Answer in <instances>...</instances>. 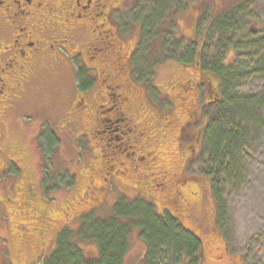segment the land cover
<instances>
[{
  "label": "rangeland",
  "instance_id": "obj_1",
  "mask_svg": "<svg viewBox=\"0 0 264 264\" xmlns=\"http://www.w3.org/2000/svg\"><path fill=\"white\" fill-rule=\"evenodd\" d=\"M226 1L228 0H218L217 3H214V0L208 1L206 10L203 11L200 18V21L203 18L204 21L200 25L199 23L195 24V22L194 25L191 24L192 20L200 13L199 5L194 4L191 6L189 8L190 11L186 14L182 15L181 13L178 16L180 18L179 28L186 32V37L194 34L196 42L194 44L192 42L191 44L179 41V45L182 46V49L185 47L184 50L186 52L193 45V48H195V45L199 48L200 44H203L202 39L204 37L202 36H205L203 35V29L211 18L212 12L215 11L217 14L220 11L222 13L230 12L233 8L239 9L240 12L233 30L227 32V36H230V40H232V50H230L231 52L228 56L232 61L231 65L235 71L233 81L227 86V89H218L220 87H217L215 83L214 87L220 91L222 98L228 96L232 101L240 100V98H252L253 96L261 98L264 96V72L257 73L256 71L260 62L264 63V41L262 42V38H264V0H243L238 6L235 5L236 7L230 4L235 0L229 1L230 3ZM135 2V0H129L125 19H118L119 22L121 20V31L130 45H136L139 39L144 43V39L141 38L140 21L139 18L136 19L140 13L144 21H149L154 15L156 20L151 19V21L157 23L155 25L157 28L162 26L161 21L164 23L162 17H165L168 13L166 5L165 8L162 7L156 11L155 4L153 7V5L144 3L145 9H139V7L133 6ZM196 3L198 2L196 1ZM187 10L188 8L184 12H187ZM149 24L151 23L149 22ZM155 26L152 28L151 33L147 31L150 33V35H147L149 38L146 40V43L149 42L147 43V45L149 44V53L141 52V57L138 51L135 53V62L138 59L141 62L139 64H132L131 62L129 64L128 61L126 62L122 76L127 82L123 79H121V82L127 89L133 91L131 100L134 104L136 116H132V119L136 123L138 133H143L138 137L140 140L135 143L137 149L140 153L143 150H156L161 159V170L180 172L182 162L175 157L173 150L176 152L183 145L180 144V141L177 145L176 139L174 141L170 139L167 121H169L170 125L175 126L177 123L180 126L189 119V116H187L188 112L190 109L196 107L192 102L195 90L189 89L190 86H187L190 82L185 83L179 90H171L172 83L175 81L181 82L180 79L185 78V74H183L184 72L179 68L177 62L169 61L174 59L173 52L170 50L164 51V57L159 54L160 52L156 48L159 43L152 38L154 36L159 37V33L157 34L154 31ZM143 28L145 29L144 24ZM159 39H161V35ZM188 39H190V36ZM176 40L173 33L172 43H177ZM139 47L140 43L137 48ZM87 52V56H90L93 51L89 49ZM99 58L102 57L100 56ZM88 64L93 65V67L98 66L99 60L97 59L96 61L93 57V59L91 58L88 61ZM129 66L131 70H129ZM72 72L75 74V70ZM98 74L100 79L105 78L99 72ZM191 74L192 72L189 76ZM41 81L44 83L45 88L38 91L34 97H31L27 101L29 103L27 107L23 108V111L31 109L32 113L30 112V114L34 116H5L4 121L7 124L3 127L0 125V130L2 140L7 139L11 142H18L24 149L22 153V151H19L15 147L13 149L14 155L12 152L6 155L16 161L19 159L25 167L30 168L29 172H35L40 177L41 183L44 162L46 163L45 169H47V174L45 175V179H48L44 186L47 188L52 186L49 196L52 201L45 202L52 206L53 212L60 205V209H62L60 217L53 218V226H57L56 221L60 224L69 223L74 226V222L69 220V217L65 213L66 211L78 214L82 208L90 209L92 206L97 205L109 206L122 194L130 197H134L136 193L151 194L157 203H164V200L176 190V187L178 189L180 187L184 189L188 188V182H185L181 186V181L176 183L172 179L165 181L164 186L166 188H162L161 190L154 189L152 184H142L139 182L150 170H154V165L148 161L146 164H140L138 171L135 172L133 167L129 166L132 164V157L128 158L126 154L122 159L120 157L121 154L115 153L112 150L115 143L118 146L121 145L117 140L116 142L112 137L110 138L111 134L104 133V131L108 130L103 131L102 129L105 125H108L105 120L108 118L106 115L112 116V113L106 112L107 104L103 108L105 110L103 114L99 106L96 107V113L93 106L94 101L89 99L91 107L88 110L93 109V116H88L86 117L88 120L83 121H79L78 117L74 124L67 123L68 116L63 115L69 101L68 99L65 100L66 92L63 94L61 92L65 90V86L70 90L71 85L69 83L71 82L72 84L73 75L67 74L63 69L50 74L42 72ZM60 82H62V88ZM115 85L116 91L114 90V94L118 95L122 92L123 87L120 83ZM99 90H103V88ZM136 91L137 93L135 94ZM121 97L118 96L116 99ZM86 102H88V99ZM84 103L80 101L77 107H82ZM39 104L45 106L42 111L38 109ZM248 104H250L249 109L256 113L253 112L255 116L264 113V107L253 103ZM155 106L161 111L162 109L164 110L163 112L168 115L166 117L167 120L164 118L160 119V116L153 110ZM260 110L263 113L259 112ZM170 113H175L178 116L172 117ZM250 116L243 119L247 120L248 123L246 122V124L250 125L251 138L249 137L247 142L241 145L240 155H236V159H238L241 165L238 169V173L240 170L241 176L236 177H241L242 179H238L239 181L235 180L225 187L227 194L225 216L222 218L218 214L216 219H214L213 207L215 205L208 186L200 187L199 193L195 194L192 198L190 192L185 191L186 202L181 203L176 198L179 204L176 212L185 225L192 229L205 243L204 264L216 262L215 257L217 255L212 248L218 245V241L228 244V247L231 248L230 255H233L236 264H264V128L259 124L255 125L256 123ZM112 126L116 130L114 133L119 135L121 128L120 121H116ZM101 130L104 134L97 133ZM109 130L113 133L110 126ZM82 132H85V134H80ZM190 134V131L185 132L187 139L182 134L181 136L187 141L190 138L187 135ZM49 135L58 138V144L54 149H48V152H44V147L37 145L38 138L40 143H43ZM117 135L115 138L118 137ZM148 135H150L149 141L144 140V137ZM107 143L111 145L107 146ZM182 143L185 144L186 142L183 141ZM202 145L204 144L202 143ZM202 145L200 146L202 147ZM101 149L103 152H100ZM126 151H131L132 153L131 148H128ZM188 152L186 153L185 149L183 154L187 156ZM205 152L206 150L203 146L196 161L192 162V164L190 163L191 165H189L187 170L182 172L185 177L188 176L187 178L190 179L191 177L201 175L203 171L202 159L206 155ZM97 153H100V155ZM42 154H46L45 158H43ZM22 159L24 162L21 161ZM124 167H128V170H124ZM158 171L155 174L166 176L165 173H159ZM108 172L110 173L107 174ZM60 174L72 175L74 180L71 185L65 187L64 184L63 187H59L57 185V176H61ZM12 176L14 175L12 174ZM9 177H11V174ZM170 178H172V174H170ZM201 184L204 185L203 182ZM40 186L39 190L41 189ZM5 192L6 186L4 185L0 189V206L6 208L13 216L14 223L12 224V230L15 234L7 233L0 220V264H27V260L29 261L33 258L30 255L35 254L38 249H34L30 254V250L18 247L21 240L23 242L19 231H25V236H27L30 231L29 227L33 226L34 221L30 209H26L24 205H19V201L16 199L13 191L11 195H14L15 202H4ZM66 203L69 208L65 210L64 205ZM166 205L168 204L166 203ZM169 207H172V205L169 204ZM5 234L9 235L10 243L6 242ZM82 245L87 252L94 250L91 243ZM144 246L139 237L133 235L126 256V264H142L141 256L143 255Z\"/></svg>",
  "mask_w": 264,
  "mask_h": 264
},
{
  "label": "trees",
  "instance_id": "obj_2",
  "mask_svg": "<svg viewBox=\"0 0 264 264\" xmlns=\"http://www.w3.org/2000/svg\"><path fill=\"white\" fill-rule=\"evenodd\" d=\"M180 1L181 0H159V2L154 3L155 9L157 11L159 8H165V3L170 2L169 4H171V6H169V4L166 5V8H168L167 14L171 13L172 16H175L177 13L184 12L190 5L189 0H182L183 2L185 1L183 5ZM189 8L188 12L190 11ZM239 12V9L237 10V8H233L230 12L222 13V11H220L211 17L206 27L203 29L205 35L202 39L203 44L201 43L199 48H197L196 45L195 48H193V45L190 50L188 49V52L184 50L185 47L182 49L178 40H176L177 43L173 44V38L168 39V35L163 28L164 25L161 27L159 26L160 29L157 28L156 32L157 34L159 33V37L161 35V39L156 36L152 38H156L155 40L158 41L159 44L157 50L160 52L159 54L161 56L164 57V51L172 48L171 51L173 52L174 59L169 61L177 62L179 68L183 70V74H185L186 77L189 76L191 72L192 74H196L200 71L203 75L212 79L213 83H215L217 87H220L218 89H227V86L233 81L235 72L231 65L232 61L228 56L231 52L230 50H232V40H230V36H227V32L233 30ZM139 15L142 16V14ZM153 18L156 19L154 15ZM147 21L141 22L142 27L145 23V29L143 28L145 35L143 37L144 43L142 40H139L138 42V44L140 43V47L138 48L140 50L138 53L140 57L141 52L149 53V44L147 45L149 42L146 43V40L149 38L147 35H150L154 26L149 24V22L151 23V19L148 22ZM203 21L204 19L202 20V23ZM147 31H150V33ZM263 41L264 38H262V42ZM192 42L194 44L196 41L189 39L186 43L192 44ZM128 59H130V57ZM135 60L136 57L132 60V64L141 63L138 59L136 62ZM256 72H264V63L260 62ZM72 75V84L71 82L69 83L71 87L68 86L70 87V90L65 86L66 88L61 92L62 94L66 92V95L69 96L73 92L72 89L83 92V90L88 89L92 85V83L85 78L86 76L81 70H75V74L72 72ZM93 82L98 83L95 80H93ZM189 82L190 83H188L187 86H190L189 89L197 91L194 98L200 103L202 98L201 88H198L193 80H189ZM248 103L264 107V96L261 98L255 96L252 98H240V100L237 101H232L226 96L222 98L219 103L208 108L204 105V110L202 114H200L201 116H198L199 108H195L197 114L193 109L194 116H189L191 120V128H185L181 133L183 137H185L186 131H190L191 133L190 135H187L190 137L187 141L185 140L186 137L183 139L181 136L182 142L185 141L186 143L183 144L181 142L180 144H182L183 147H179V150L184 152V150L188 148L186 153L190 150L187 156L183 154L188 162L187 167L183 169V171L185 172L189 165L196 161L198 155L201 153V148L203 149L204 146L206 155L202 159L203 171L200 176L204 177L205 181L198 179L200 176H198V178L191 177L189 179L187 178L188 176L185 177L183 174H181L182 177L180 176L179 178H182L181 182H188V187L190 188L188 189L190 192L193 189H199L200 187H209V192L215 205L213 207V214L215 215L214 219H216L218 214L222 218L225 216L227 203L225 187L235 180L239 181L238 179H242L241 177H236L241 176L240 170L238 173V169L241 165L238 162V159H236V155H240L241 145L246 143L249 137L251 138L250 125L246 124L248 121L243 118L252 115L250 117L253 118L256 123L255 125L259 124L264 128V113L260 110L259 112H262L263 114L255 116L256 113L249 109L250 104ZM107 104L109 106L108 108L114 106V104H110L109 102ZM153 110L158 116H160V119L167 117L163 116L166 115L163 112V109L161 111L155 106L153 107ZM170 114L175 115V113ZM108 118L111 120L108 125L113 133L106 128L108 125L104 126L102 129L103 131L108 130L105 133L111 134L110 138L112 137L115 141L117 140L121 145L118 146L115 143L116 145L114 144L112 150L115 153L121 154L120 157L122 159L126 154L128 158H131V151H126L128 150V142L126 141H128L130 134L124 136L122 132H119L120 134L117 135V133H114V131H116L115 127L112 126L116 121H119L121 117L116 116L114 118L108 116ZM199 130L202 132L201 139L195 136V132ZM97 133L101 134L102 130ZM116 135L118 136L117 138H115ZM49 136L45 138L46 141L43 143H40L38 138L37 145L44 147V152H48V149H54L58 144V138L52 137V135ZM202 143L204 145H202ZM1 144L3 149L12 152L13 155V149L15 147H17L19 151H22V153L24 152V149L22 148L23 146L18 142H11L10 140L5 139L1 140ZM108 145L111 144L107 143V146ZM200 145H202V147ZM45 146L47 147L45 148ZM101 151L103 152L102 149L100 152ZM97 154L100 155V153ZM45 155L46 154L43 155V158H45ZM92 155L94 156V154ZM46 158L48 157L46 156ZM18 161L20 160L18 159ZM21 161L24 162L23 159ZM45 164L46 163L44 162L42 183L40 177L35 172L27 171L30 169L28 167H25L24 169L23 178L15 183L12 182L8 174L15 175L18 171L13 167L8 172L6 169L0 168V179H3L0 180V189L4 185L6 186V192L3 199L4 202H9L8 200L12 199L11 192H15L19 205L23 204L26 209H30L34 221L33 226L29 227L30 231L27 236H25V231H19V234H21L23 238V242L21 240L18 247L30 250V254L34 249H38L35 254L30 255V257L33 258L29 261L27 260V264H32V262L36 261L38 254L48 252V249L44 248L47 238L49 239L51 246L55 236L56 249H54L47 257L44 256V254L39 256L37 264H126V256L133 235L138 236L139 239L145 243L146 249L143 264H180L181 259L187 256L191 258L190 264H197L195 255L198 254L199 247L201 246L199 236L185 225L178 216L168 211V209H172V207L168 208L166 204H164V207L158 210L155 202L144 193H136L134 197L122 194L119 195L112 204H109V206L97 205L92 206L90 209L82 208L81 212L78 214L74 213L71 216H68L69 214L67 212L69 211H66L65 213L69 219H72V222H74L75 225L70 228L67 223L60 224L61 227L59 229L51 231V229H54L52 224L53 218H59L62 209H60V205V207L53 212L52 206L45 202L52 201V199L49 198L52 186H49V188L44 186L48 179H45V175L47 174ZM183 171L181 170L180 173ZM109 173L110 172L107 174ZM60 175L61 176H57V185L59 187H63L64 184L65 187L71 185L74 180L72 175ZM202 182L204 185L201 184ZM13 185L14 190H12ZM39 185H41L40 190ZM153 188L161 190L162 184L159 181H156L153 184ZM196 193L199 192L196 191ZM145 198L148 200H145ZM13 200L14 199L10 201L12 202ZM68 208L69 206L66 203L64 209L66 210ZM0 220L2 221L4 230L9 234L14 235L15 233L12 230V224L14 223L13 216L3 206H0ZM56 222L58 223V221ZM41 235H45V237H43L44 245L40 243V239L38 238L41 237ZM5 238L6 242L10 243L8 234H5ZM90 243L94 247L93 254H89L87 251L85 252L82 245ZM88 255H90L91 258H88Z\"/></svg>",
  "mask_w": 264,
  "mask_h": 264
},
{
  "label": "flooded vegetation",
  "instance_id": "obj_3",
  "mask_svg": "<svg viewBox=\"0 0 264 264\" xmlns=\"http://www.w3.org/2000/svg\"><path fill=\"white\" fill-rule=\"evenodd\" d=\"M135 1L136 2L133 6L139 7V9H145L144 3L153 5L154 3L159 2V0ZM196 1L198 3H196ZM208 1L210 0H189V7L197 4L199 5L198 8L200 10L199 15L192 20L191 24L194 25L195 22V24L199 23L200 25V23H202L200 18L203 11L206 10ZM229 1L234 0H228L226 2L230 3ZM237 1L238 0H235L230 4L236 7L243 0H240L239 2ZM217 2L218 0H214V3ZM169 3L170 2L165 4L168 5ZM180 3L183 5L185 1L183 2L181 0ZM128 5L129 0H0V125L3 127L7 124V122L4 121L5 116H34L33 114H30V112L32 113L31 109L23 111V108L27 107L29 104L27 101L31 97H34L38 91L45 88L44 83L41 81L42 72L50 74L54 71L63 69L67 74H72L73 70H81L82 73L84 72L86 76L85 78L88 79L92 85L88 89L83 90V92L72 89V94L65 96V100L68 99L69 101L63 115L68 116L67 123L74 124L78 117L80 119L79 121H83L88 120L86 117L93 116V109L91 108L90 111L88 110L89 107H91L89 105V99L94 101L93 106L96 113L97 106L102 109L101 113L103 114L105 111L103 108L108 102L114 104L112 108H108L109 106L107 104L106 112L113 113L111 117L114 118L120 116L121 118L119 121H121L122 124L120 132H122L124 136L130 134L128 141H126L128 142V148L132 149V164L129 166L133 167L135 172H137L140 164H146L148 161L152 162L154 170H150L140 179V181H138L142 184L152 185L156 181H159L163 185L162 188L165 189V181L172 179L176 183H179L182 180V178H179L180 176L182 177V173H180L181 171L175 172L174 170H171L169 172L168 170H161V159L156 150H143L142 153L139 152L135 143L140 140L138 137L143 133H138L136 123L132 119V116H136L134 104L131 100L133 91L127 89L121 82V79L124 80L122 71L125 69L124 66L126 65V62L128 61L129 64L130 62L132 63L135 53L137 51L139 53L140 51L137 48L139 45L138 43L136 45H130L126 41V37L121 31V20L120 22L118 20L119 18L125 19ZM169 6H171V4H169ZM181 13L184 14L186 12L175 13V16H172L170 13L165 17H162L164 23L161 21V24L164 25L163 28L165 29V33L168 35V39L173 38L174 33L175 38L178 41H183L182 43L187 42L189 36L190 39L195 41L194 34L186 37V32L179 28L180 18L178 16H180ZM212 13L211 17L216 14L215 11ZM138 18L140 21L141 38H143L145 34L144 31H142L143 27L141 22L144 21V19L141 15L136 19ZM151 19L154 18L151 17ZM151 24L152 26H155L157 23L151 21ZM154 30L157 32L156 26ZM155 39L153 40L155 41ZM129 48L131 49L129 50ZM156 48L158 49V46ZM89 49L93 52L90 56H87V51H89ZM171 49L172 48L169 50L171 51ZM100 56L102 58H99ZM93 57L96 61L97 59L99 60L98 66L93 67V65L88 64V61H90L91 58L93 59ZM129 57L130 59H128ZM129 70H131L130 66ZM98 72L105 78L100 79ZM93 80L98 83H94ZM189 80H193L198 88H201L202 90L200 103L194 98L197 91H194V96H192V102L195 104V108H199L198 116H201L200 114H202L204 110V105L208 108L222 100L221 94L218 89L214 87L213 81L203 75L200 71L195 75L191 74L190 76L181 78V82H173L171 90H179V88L182 87L184 83L189 82ZM119 83L123 87L122 92L115 95V84ZM100 88H103V90H99ZM136 93L137 91L135 94ZM118 96L122 97L116 99ZM87 99L88 102H86ZM80 101L85 103L82 107L78 108L77 106ZM44 107L45 106L39 104L38 109L42 111ZM195 108L194 112L197 114ZM192 110L193 109H190L187 116H194ZM105 120L106 123L111 122L110 118H106ZM190 121L189 117V119L180 126L177 123L175 126L170 125L169 121H167L169 137L173 141L176 139L177 145L179 144V141L181 143L182 140L180 134L185 128L190 127ZM106 128L109 129V125ZM105 132L106 131H104V133ZM80 134H85V132ZM201 135L202 132L200 130L195 132V136L199 137V139H201ZM149 139L150 135L144 137V140L146 141H149ZM1 140L2 137L0 130V168L6 169L7 172L11 170L12 167L15 168L18 171L17 174H13L14 176L11 174L10 177L12 182L15 183L23 178L25 166L20 161H16L6 155L9 152L2 148ZM187 150L188 148L186 151ZM1 152L4 155H2ZM173 153L175 157L182 162L181 170L183 171V169L187 167V159L180 150H176V152L173 150ZM121 164H123V162H121ZM123 169L128 170V167H124ZM157 171L159 173H165L166 176L155 174ZM170 174H172V178H170ZM8 176H10V173ZM198 176H194L193 178H198ZM198 179L205 181V178L201 176ZM184 184L185 182H181V186ZM188 188L184 189L180 187L178 189L176 187V190L164 200V203H157L155 201L156 199L151 194H146V196L155 202L158 210L164 207L163 205L166 203L168 204L166 205L168 208L169 204L172 205L175 210L169 208L168 211L181 219L176 212V208L179 206L176 198H178L181 203L186 202L187 199L184 192H190V188ZM199 189H193L190 192L191 198L197 194L196 190L198 191ZM12 190H14V185L12 186ZM14 195H16L15 192ZM14 195H12V199H14ZM10 200H8L9 202L7 203H10ZM145 200L148 199L145 198ZM12 202H15V199ZM81 211L82 210H79V212ZM67 213L69 214L68 216L74 214V212L70 211ZM181 216L184 217L182 214ZM67 224L71 228L72 225L69 223ZM60 227V223L58 222L57 226H54V229H51V231L59 229ZM43 237H45V235L38 237L42 245H44ZM55 240L56 236L53 240V244L50 246V241L47 238L44 248H47L48 252L42 253L44 256L47 257L54 249H56ZM200 242L201 246L199 247L198 254L195 255V258L197 264H204L205 243L201 238ZM145 249L146 247L144 246L143 255L141 256L142 264L144 263ZM212 249L217 255L215 257L216 262L214 261L212 264H236L234 261L235 258L233 255H230L231 248L228 247L226 242L218 241V245L214 246ZM88 253L93 254V251ZM42 254H38L36 261L32 262V264H37L38 257L42 256ZM88 258H91L90 255H88ZM190 259L191 258L188 256L184 257L181 259L180 264H190Z\"/></svg>",
  "mask_w": 264,
  "mask_h": 264
},
{
  "label": "bare ground",
  "instance_id": "obj_4",
  "mask_svg": "<svg viewBox=\"0 0 264 264\" xmlns=\"http://www.w3.org/2000/svg\"><path fill=\"white\" fill-rule=\"evenodd\" d=\"M124 263V262H123Z\"/></svg>",
  "mask_w": 264,
  "mask_h": 264
}]
</instances>
